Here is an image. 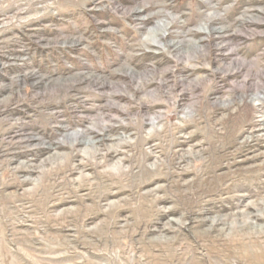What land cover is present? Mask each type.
Returning a JSON list of instances; mask_svg holds the SVG:
<instances>
[{
	"label": "rangeland",
	"instance_id": "374dc122",
	"mask_svg": "<svg viewBox=\"0 0 264 264\" xmlns=\"http://www.w3.org/2000/svg\"><path fill=\"white\" fill-rule=\"evenodd\" d=\"M0 264H264V0H0Z\"/></svg>",
	"mask_w": 264,
	"mask_h": 264
},
{
	"label": "bare ground",
	"instance_id": "6f19581e",
	"mask_svg": "<svg viewBox=\"0 0 264 264\" xmlns=\"http://www.w3.org/2000/svg\"><path fill=\"white\" fill-rule=\"evenodd\" d=\"M103 139H104V138H103ZM100 140H101V139H99V141H100ZM99 141H98V142H99ZM102 141H103V140H102ZM100 143H101V142H100ZM98 144H99V143H98Z\"/></svg>",
	"mask_w": 264,
	"mask_h": 264
}]
</instances>
